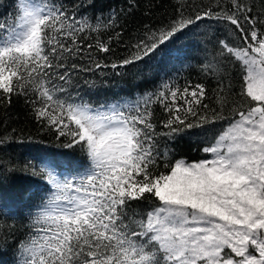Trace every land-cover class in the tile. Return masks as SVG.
Returning <instances> with one entry per match:
<instances>
[{
    "label": "snow or ice",
    "instance_id": "snow-or-ice-1",
    "mask_svg": "<svg viewBox=\"0 0 264 264\" xmlns=\"http://www.w3.org/2000/svg\"><path fill=\"white\" fill-rule=\"evenodd\" d=\"M136 6L128 0L129 10ZM14 7L12 23L0 20V105L24 96L35 120L90 161L83 171L74 160L33 167L50 194L40 198L36 232L17 242L18 264H264V0H212L194 15L176 0L169 24L146 26L121 65L150 58L205 19L225 28L214 62L202 68L219 81L220 110L201 111L208 109L201 84L164 83L155 96L167 115L163 133L152 122V95L143 105H94L69 91L78 72L118 67L93 55L110 54V41L82 42L89 31L115 28L117 13L93 26L55 0H15ZM218 120L227 127L202 148L211 159L171 160V148L157 145L158 135L175 143ZM161 162L165 171H157Z\"/></svg>",
    "mask_w": 264,
    "mask_h": 264
},
{
    "label": "trees",
    "instance_id": "trees-1",
    "mask_svg": "<svg viewBox=\"0 0 264 264\" xmlns=\"http://www.w3.org/2000/svg\"><path fill=\"white\" fill-rule=\"evenodd\" d=\"M175 2L136 0L137 6L129 10L128 0H55L70 15L77 19L86 18L93 26L106 23L112 12L119 15L115 28L101 27L99 32L82 34L87 36L86 40H82L84 44L94 45L97 38L110 41V54L94 52L93 55L102 63L111 65L115 62L118 67L78 72L73 76L69 88L73 96L83 97L94 105L122 101H140L143 105V98L152 95L153 102L149 107L157 133L167 131L162 124L167 115L155 100L164 83L174 84L181 89L203 85L206 95L202 104H207L208 109L201 108V111H219L218 94L222 95L219 92V81L211 73L202 71V68L204 64L213 61L218 51L217 41L225 36L222 23L205 19L183 34H178L150 58L129 65L120 64L123 58L130 57L132 46L143 37L146 26L156 30L170 23L175 15ZM211 2L186 0L191 6L187 14L194 15V9L199 10ZM14 3L15 0H0V20L13 22L16 11ZM256 3L259 5V0ZM118 32L119 38L116 35ZM74 62L91 67L87 59ZM225 71H233L234 74V70ZM227 83L225 76L224 84ZM177 103L182 104L183 101L178 100ZM224 112L227 115L228 107H225ZM225 127L226 121L218 120L215 124L185 131L175 143L162 135L156 137V142L161 149L165 145L171 148V160L182 158L189 163L199 162L209 158V154L204 153L202 148L213 144L218 133ZM65 143L66 138L57 139L54 129L34 119L24 96H13L10 105H0V229H3L0 231V264H18L20 252L17 242L32 236L39 227L33 224V218L43 206L40 198L44 197L46 202L49 193L46 191V179L32 175L33 167L38 172L51 160H74L83 165L80 170L88 165L86 154L78 145L67 148L63 146ZM157 171H165L162 162ZM133 207H137L136 202H133ZM139 207L146 208V202Z\"/></svg>",
    "mask_w": 264,
    "mask_h": 264
},
{
    "label": "rangeland",
    "instance_id": "rangeland-1",
    "mask_svg": "<svg viewBox=\"0 0 264 264\" xmlns=\"http://www.w3.org/2000/svg\"><path fill=\"white\" fill-rule=\"evenodd\" d=\"M123 102H125V101H122L121 103H123ZM208 159H211V156H210V154H209V158ZM90 166V161H88V165L84 168V169H86V168H88ZM84 169H82L81 171H83ZM50 194V193H49ZM48 194V195H49Z\"/></svg>",
    "mask_w": 264,
    "mask_h": 264
}]
</instances>
